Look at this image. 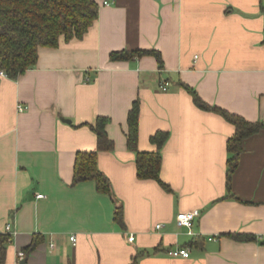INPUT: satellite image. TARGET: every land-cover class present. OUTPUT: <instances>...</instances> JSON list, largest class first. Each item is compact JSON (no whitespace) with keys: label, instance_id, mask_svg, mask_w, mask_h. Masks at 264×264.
Instances as JSON below:
<instances>
[{"label":"crops","instance_id":"crops-1","mask_svg":"<svg viewBox=\"0 0 264 264\" xmlns=\"http://www.w3.org/2000/svg\"><path fill=\"white\" fill-rule=\"evenodd\" d=\"M95 1L97 19L81 39L41 48L16 80L0 76V237L6 225L12 233L3 264H19L33 242L25 264H264V131L242 143L228 197L234 127L196 108L180 86L264 122V0ZM151 50L161 67L153 56L110 60ZM135 101L138 151H155L150 138L168 134L160 179L170 191L136 176L125 138ZM97 117L108 118L114 144L97 155L112 197L92 182L72 186L76 154L96 150L88 125ZM118 207L124 229L114 221ZM194 210L190 230L177 226L179 213ZM175 248L189 257L166 255Z\"/></svg>","mask_w":264,"mask_h":264},{"label":"trees","instance_id":"trees-1","mask_svg":"<svg viewBox=\"0 0 264 264\" xmlns=\"http://www.w3.org/2000/svg\"><path fill=\"white\" fill-rule=\"evenodd\" d=\"M97 12L98 4L95 0H0V72H3L6 78L16 80L36 65L41 48H56L61 38L64 41L81 39L97 19ZM142 56H153L159 66H162L161 56L154 50L113 52L110 54V60L129 61ZM180 86L191 96L196 108L214 113L234 127V134L226 143L229 155L226 190L229 197L231 196V176L238 167L242 143L247 138L264 131V122H248L221 108L210 106L193 89L182 83ZM139 111V101L133 102L127 115L125 135L126 148L136 156V176L139 180L155 181L163 190L170 191L168 185L160 179L161 151L168 139V134L157 132L150 138L155 151L139 152L137 148ZM108 122V118L97 117L92 124L88 125L96 137V150L76 154L72 186L92 182L97 193L112 197L110 182L97 166L98 153L111 152L114 149V144L106 133ZM114 221L124 229L123 213L120 207L116 208ZM230 238L240 241L254 240L251 236L231 235ZM7 240L8 236L0 237V264H3ZM262 243L264 245V241ZM34 247L33 242L22 251L25 257Z\"/></svg>","mask_w":264,"mask_h":264},{"label":"built area","instance_id":"built-area-1","mask_svg":"<svg viewBox=\"0 0 264 264\" xmlns=\"http://www.w3.org/2000/svg\"><path fill=\"white\" fill-rule=\"evenodd\" d=\"M102 4L104 6H107L108 5V2L106 0H104L102 2ZM0 76L1 77H6L5 74L3 72H0ZM167 86H168V83H162L160 84L159 88L161 89V91L165 92L167 90ZM26 108L22 107V106H18L17 107V110L19 112H23ZM44 196L42 195H37L36 198L38 199H41L43 198ZM200 213L199 211L197 210H194V211H191V212H185V213H179L177 216H176V223H177V226L179 227H184V228H187L190 230V227L192 225V222L197 218L199 217ZM162 227V225H156L155 226V229L158 230ZM5 232L7 233V236H8V241L10 239V235L12 234L11 233V227L10 225H6L5 226ZM189 234H192L190 231H189ZM260 239H263L264 240V236ZM70 241L71 242H74L75 241V238L74 237H71L70 238ZM127 241L129 243H132L134 241V236L132 235H129L127 237ZM166 255L169 256V257H172V258H188L189 257V251L187 248H175V249H169L166 251ZM18 260L21 261L24 259L25 255L24 253L21 251L18 253Z\"/></svg>","mask_w":264,"mask_h":264},{"label":"water","instance_id":"water-1","mask_svg":"<svg viewBox=\"0 0 264 264\" xmlns=\"http://www.w3.org/2000/svg\"><path fill=\"white\" fill-rule=\"evenodd\" d=\"M25 262H26L25 260H22L19 264H25Z\"/></svg>","mask_w":264,"mask_h":264}]
</instances>
